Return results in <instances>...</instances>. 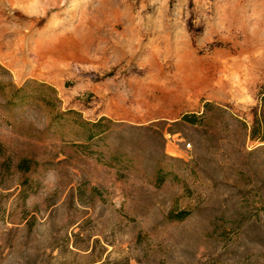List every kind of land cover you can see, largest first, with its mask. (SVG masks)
Instances as JSON below:
<instances>
[{"label": "rangeland", "instance_id": "rangeland-1", "mask_svg": "<svg viewBox=\"0 0 264 264\" xmlns=\"http://www.w3.org/2000/svg\"><path fill=\"white\" fill-rule=\"evenodd\" d=\"M251 134L264 0H0V264H264Z\"/></svg>", "mask_w": 264, "mask_h": 264}, {"label": "trees", "instance_id": "trees-1", "mask_svg": "<svg viewBox=\"0 0 264 264\" xmlns=\"http://www.w3.org/2000/svg\"><path fill=\"white\" fill-rule=\"evenodd\" d=\"M23 91V88H19L16 89L15 93L16 95L21 93ZM183 120L187 123L190 124H196V117L195 116H188L185 115L183 116ZM102 120L97 121L95 123H81V126L83 127V134H84V139L89 141L92 140L97 134L102 133L103 130H99V127L101 126ZM252 139H257L260 141H264V134H259L258 136H255L254 134H251ZM165 180V177L158 174L157 175V184H161L163 183V181ZM190 214V212L188 210H182L180 212H178L177 214H175L173 216V219L176 220H183L185 219L188 215Z\"/></svg>", "mask_w": 264, "mask_h": 264}]
</instances>
